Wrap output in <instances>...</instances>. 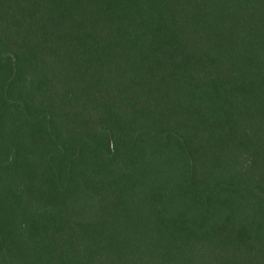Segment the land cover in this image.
Returning <instances> with one entry per match:
<instances>
[{"label": "trees", "instance_id": "16d2710c", "mask_svg": "<svg viewBox=\"0 0 264 264\" xmlns=\"http://www.w3.org/2000/svg\"><path fill=\"white\" fill-rule=\"evenodd\" d=\"M0 264H264V0H0Z\"/></svg>", "mask_w": 264, "mask_h": 264}]
</instances>
